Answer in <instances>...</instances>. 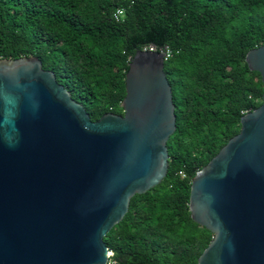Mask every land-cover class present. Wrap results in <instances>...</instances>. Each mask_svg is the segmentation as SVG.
I'll list each match as a JSON object with an SVG mask.
<instances>
[{
	"label": "water",
	"instance_id": "obj_1",
	"mask_svg": "<svg viewBox=\"0 0 264 264\" xmlns=\"http://www.w3.org/2000/svg\"><path fill=\"white\" fill-rule=\"evenodd\" d=\"M264 86V45L244 56ZM161 52L137 49L122 114L91 120L35 56L0 59V264H109L103 237L158 185L175 130ZM196 264H264V91L190 181Z\"/></svg>",
	"mask_w": 264,
	"mask_h": 264
},
{
	"label": "trees",
	"instance_id": "obj_2",
	"mask_svg": "<svg viewBox=\"0 0 264 264\" xmlns=\"http://www.w3.org/2000/svg\"><path fill=\"white\" fill-rule=\"evenodd\" d=\"M149 45L171 52L167 172L103 241L109 264H196L212 234L190 217V181L261 103L244 56L264 45V0H0V59L37 57L91 120L123 113L129 59Z\"/></svg>",
	"mask_w": 264,
	"mask_h": 264
},
{
	"label": "built area",
	"instance_id": "obj_3",
	"mask_svg": "<svg viewBox=\"0 0 264 264\" xmlns=\"http://www.w3.org/2000/svg\"><path fill=\"white\" fill-rule=\"evenodd\" d=\"M122 13H123V9H117L113 14V17L115 19H119L122 16ZM142 50L151 51V52H161L163 54L164 61L171 55L170 50L166 46L157 50L155 46L149 45L147 47H144Z\"/></svg>",
	"mask_w": 264,
	"mask_h": 264
}]
</instances>
